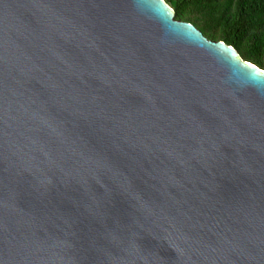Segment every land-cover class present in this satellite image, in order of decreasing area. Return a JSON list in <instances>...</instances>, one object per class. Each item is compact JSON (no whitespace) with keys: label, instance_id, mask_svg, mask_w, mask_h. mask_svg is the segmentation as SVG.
<instances>
[{"label":"water","instance_id":"95a60500","mask_svg":"<svg viewBox=\"0 0 264 264\" xmlns=\"http://www.w3.org/2000/svg\"><path fill=\"white\" fill-rule=\"evenodd\" d=\"M0 264H264V71L163 0H0Z\"/></svg>","mask_w":264,"mask_h":264},{"label":"trees","instance_id":"16d2710c","mask_svg":"<svg viewBox=\"0 0 264 264\" xmlns=\"http://www.w3.org/2000/svg\"><path fill=\"white\" fill-rule=\"evenodd\" d=\"M174 17L264 71V0H167Z\"/></svg>","mask_w":264,"mask_h":264},{"label":"rangeland","instance_id":"374dc122","mask_svg":"<svg viewBox=\"0 0 264 264\" xmlns=\"http://www.w3.org/2000/svg\"><path fill=\"white\" fill-rule=\"evenodd\" d=\"M165 3L167 2V0H163ZM167 4V3H166ZM169 6V5H168Z\"/></svg>","mask_w":264,"mask_h":264}]
</instances>
